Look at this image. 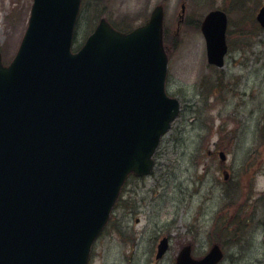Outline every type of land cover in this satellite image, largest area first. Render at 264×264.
<instances>
[{
  "label": "water",
  "instance_id": "obj_1",
  "mask_svg": "<svg viewBox=\"0 0 264 264\" xmlns=\"http://www.w3.org/2000/svg\"><path fill=\"white\" fill-rule=\"evenodd\" d=\"M79 0H36L22 48L0 59V264H88L130 172L152 170L180 103L165 92L163 9L130 34L102 21L71 53ZM264 25V7L259 14ZM227 17L203 24L222 66ZM223 158L225 157L222 155ZM167 249L160 245L158 257ZM183 249L177 264H216Z\"/></svg>",
  "mask_w": 264,
  "mask_h": 264
},
{
  "label": "rangeland",
  "instance_id": "obj_2",
  "mask_svg": "<svg viewBox=\"0 0 264 264\" xmlns=\"http://www.w3.org/2000/svg\"><path fill=\"white\" fill-rule=\"evenodd\" d=\"M88 1L83 2L75 32L79 44L97 24L89 33H81V24L86 26L82 19L90 16ZM161 1L165 2L164 43L169 58L166 87L181 101V115L161 141L153 173L132 178L126 185L121 203L95 246L92 264H172L186 244H192L194 253L198 251L202 257L217 242L226 256L247 248L245 264H259L261 259L264 264V141L260 128L264 125V28L253 20L264 0H248L247 14L251 15L243 28L237 23H242L246 11L240 16L236 9H229L230 51L224 68L209 65L199 26L212 7H233L234 0H188L179 31L181 0H112L108 14L116 22L124 18L129 25H139ZM102 2L99 0L100 8ZM32 3L25 2L22 10L0 11V51L7 63L16 55L14 42L26 30ZM123 14L138 15V22L128 16L119 18ZM179 43V52L184 49L182 57L176 53ZM198 43L205 64L202 72L191 67ZM219 75L221 82L225 80L220 88L208 87ZM255 99L258 105L251 108L249 102ZM213 103L215 107L210 108ZM215 145L227 154L223 167L236 182L233 198L225 195L227 182L219 164L210 159L209 151ZM163 234L170 236L171 248L160 261L156 250Z\"/></svg>",
  "mask_w": 264,
  "mask_h": 264
},
{
  "label": "bare ground",
  "instance_id": "obj_3",
  "mask_svg": "<svg viewBox=\"0 0 264 264\" xmlns=\"http://www.w3.org/2000/svg\"><path fill=\"white\" fill-rule=\"evenodd\" d=\"M27 1L28 0H0V11L9 8L10 6H12L14 4H15V7H17L19 10H22L23 9L22 5ZM106 2L108 5V10L111 13L112 12V10H111L112 9V6H111L112 0H106ZM116 8H117V6H114L113 9L116 11ZM19 42H20L19 39L14 42L15 46H13V48L15 51L18 48ZM179 49L177 50L176 53L178 54L179 57H182V55L184 54V49H182L180 52H179ZM192 59H193V61L191 62L192 70H198V71L202 72V70L205 67V64H204V60H203V57L201 54V45L199 43L196 44V49H195L194 53H192ZM257 102H258V100L255 99L253 102H249V106L251 108L257 107V105H258Z\"/></svg>",
  "mask_w": 264,
  "mask_h": 264
}]
</instances>
